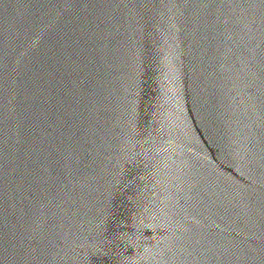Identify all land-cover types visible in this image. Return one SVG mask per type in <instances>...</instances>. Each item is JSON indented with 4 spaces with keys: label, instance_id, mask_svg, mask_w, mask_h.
Wrapping results in <instances>:
<instances>
[{
    "label": "water",
    "instance_id": "obj_1",
    "mask_svg": "<svg viewBox=\"0 0 264 264\" xmlns=\"http://www.w3.org/2000/svg\"><path fill=\"white\" fill-rule=\"evenodd\" d=\"M0 264H264V0H0Z\"/></svg>",
    "mask_w": 264,
    "mask_h": 264
}]
</instances>
